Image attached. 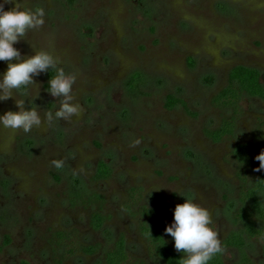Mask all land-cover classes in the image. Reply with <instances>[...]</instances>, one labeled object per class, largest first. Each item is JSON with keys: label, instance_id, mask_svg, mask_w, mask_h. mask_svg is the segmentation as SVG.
Returning a JSON list of instances; mask_svg holds the SVG:
<instances>
[{"label": "rangeland", "instance_id": "obj_1", "mask_svg": "<svg viewBox=\"0 0 264 264\" xmlns=\"http://www.w3.org/2000/svg\"><path fill=\"white\" fill-rule=\"evenodd\" d=\"M30 3L46 8V23L14 47L26 58L35 54L30 43L36 44L64 60L66 70L77 74L73 94L82 112L72 123L54 121L28 134L0 126V264H55L65 252L56 245L58 233L98 248L95 256L79 252L63 264H104L122 236L127 264H164L150 256L135 214L141 207H163L164 236L175 250L165 230L176 205L185 202L180 193L210 210L222 244L241 231L234 219L242 207L241 184L231 155L238 144L264 150L258 137L264 133V102L243 98L234 138L214 143L208 132L235 113L213 105L234 67L258 69L264 78V0ZM6 69L0 61V72ZM50 78L51 70L35 77L36 86L23 97L39 92L33 107L41 114L58 105L47 92ZM169 96L186 107L167 109ZM17 98L0 102V115L18 111ZM54 159H63L64 168L51 167ZM100 162L113 170L110 179L94 180ZM257 173L252 169L250 177ZM78 185L105 198L102 210L73 206ZM134 188L143 192L130 211ZM98 210L109 220L95 232L90 220ZM244 255L264 264L263 245L255 240L223 254L225 264H240Z\"/></svg>", "mask_w": 264, "mask_h": 264}, {"label": "clouds", "instance_id": "obj_2", "mask_svg": "<svg viewBox=\"0 0 264 264\" xmlns=\"http://www.w3.org/2000/svg\"><path fill=\"white\" fill-rule=\"evenodd\" d=\"M5 5L12 7L6 11ZM46 17V8L34 6L30 0H0V61L7 62L6 71L0 72V102L13 98L14 94L22 97L15 100L18 111L10 110L0 115V126L13 132L28 134L35 128L51 127L54 121L72 123L82 112V106L73 94L77 74L66 70L64 60L36 44L30 43L35 54L26 58L14 47L21 40L29 41V33L43 28ZM49 70L51 78L47 92L56 98L58 105L41 114L37 106L33 107L39 92L34 98L23 97L30 96V89L36 86L35 77ZM255 160L259 162L255 171L264 170V150ZM233 164L239 166V160H233ZM64 166L63 159L51 161V167L57 170ZM179 195L185 202L176 205L173 222L166 228L165 235L173 238L177 252H183L181 264H210L215 257L226 253L219 233L212 227L213 215L195 197ZM162 243L166 244V241L162 239Z\"/></svg>", "mask_w": 264, "mask_h": 264}, {"label": "trees", "instance_id": "obj_3", "mask_svg": "<svg viewBox=\"0 0 264 264\" xmlns=\"http://www.w3.org/2000/svg\"><path fill=\"white\" fill-rule=\"evenodd\" d=\"M191 64L192 61H191ZM262 73L255 68L246 66L234 67L228 78L227 86L213 98L215 108L221 110H234L232 117L223 120L220 127L214 131L208 132L209 138L214 143H222L234 138L238 128L240 111L238 106L244 97L259 99L264 102V83ZM179 105L186 107V104L174 96H169L166 107L174 110ZM258 137L264 141V133L259 132ZM252 144H238L233 152V160H239L237 169V178L241 184L239 201L242 205L234 214L237 223L242 224L243 229L230 234L223 243L225 249L244 250L248 241L255 240L263 245L264 251V170L259 171L253 178L250 177V171L259 167V162L255 157L259 155ZM113 170L105 163L100 162L97 168L95 181H104L112 177ZM72 191L73 206L93 207L97 206L101 210L105 206L106 200L100 194H88L85 188L74 186ZM142 189H132L130 191L131 211L134 206H138ZM95 211L91 215L90 226L93 231L100 232L109 220V217L103 215L102 211ZM140 220L139 233L148 244V251L151 257L160 259L164 264H181L183 258L166 241L164 229L166 225L167 214L163 207L147 208L141 207L135 214ZM57 246L64 249L63 258H57L55 264H63L64 260L75 256L77 253H84L88 256H95L98 248L94 246H83L79 243L75 235L58 233L56 235ZM162 239L166 244L162 243ZM130 256L127 250V240L125 236L120 237L115 246L105 255L104 264H127ZM23 264H28L23 262ZM210 264H225L223 255L215 257ZM240 264H252L250 258L244 255Z\"/></svg>", "mask_w": 264, "mask_h": 264}]
</instances>
